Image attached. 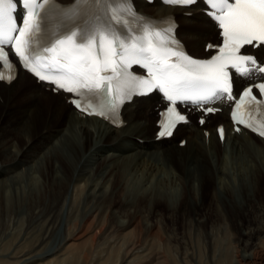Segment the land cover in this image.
<instances>
[{
	"label": "bare ground",
	"instance_id": "obj_1",
	"mask_svg": "<svg viewBox=\"0 0 264 264\" xmlns=\"http://www.w3.org/2000/svg\"><path fill=\"white\" fill-rule=\"evenodd\" d=\"M133 1L155 16L175 14L176 34L194 56H206L203 45L217 40L215 24L199 3L179 8ZM251 51L262 59V46ZM254 76L237 83L253 82ZM0 99V238L22 236L0 264H179L185 257L179 256V241L191 236L203 252L208 248L212 261L217 251L235 259L242 246L248 253L239 255L241 264H260L264 139L232 132L222 103L203 125L193 120L155 141V94L125 104L120 127L81 116L60 93L22 71L7 85L0 82ZM220 123L226 125L223 141L215 130ZM61 222L58 244L26 258L33 231L43 229L44 243ZM225 226L232 228L233 248L218 245L229 237Z\"/></svg>",
	"mask_w": 264,
	"mask_h": 264
},
{
	"label": "snow or ice",
	"instance_id": "obj_2",
	"mask_svg": "<svg viewBox=\"0 0 264 264\" xmlns=\"http://www.w3.org/2000/svg\"><path fill=\"white\" fill-rule=\"evenodd\" d=\"M81 3L101 4L108 3L127 4V0H80ZM166 3L192 4L195 0H165ZM212 11L209 15L217 21L219 28L223 30V46L219 48V54L213 56L207 61H197L190 59L180 52L172 51L171 48L160 49L154 46L149 30H145V37L148 38V46H137L136 43L131 45V49L125 46V42L121 40L124 35L113 34L111 39L106 33L110 32L112 25L105 23L102 19L97 20L94 28H88L81 33L72 32L66 39H58L48 52L54 55L50 57L51 63L46 65L50 69L55 70V74L60 75V80L52 82L59 88H64L69 92L79 93L80 89H102L110 86L111 77L102 75L107 72L111 66L112 72H120L125 64V59L131 57L129 62L140 63L137 54L149 53V56L143 57L146 61L145 65L149 69L152 80H141V85L151 87H160L167 98L175 103L176 99L207 100L217 93H228L231 98V83L229 81V73L226 68L231 65L241 75H246L250 69L246 65L257 64L255 57L250 55H242L240 49L244 45H252L254 42L264 44V0H206ZM24 6L28 8V19L23 20V27L17 29V21L14 18V12L17 7V0H0V46L11 43L13 40L12 33L19 31V36L15 38L12 47L15 48L17 55L28 65L30 52L29 36L38 31V25L34 26L32 17L34 9L37 7L34 0H24ZM42 7V5H40ZM124 9L123 12H126ZM113 17L116 23H121L119 16L114 12ZM157 37L161 33H155ZM209 48L213 45H208ZM117 48L123 51H117ZM121 56L119 62L116 61L117 56ZM178 56L180 63H169L168 57ZM0 61H3L7 76L0 72V79H11L12 65L8 62V56L0 47ZM155 67V71H154ZM30 70L35 71L30 67ZM259 72L264 73V67H260ZM36 75L41 80L46 79L39 71ZM260 93L264 95V83L255 85ZM252 88H247L243 97H248L250 101H256L251 95ZM243 97L241 98L243 102ZM73 103L77 107H82L78 100ZM240 105H237L239 109ZM83 110V109H82ZM211 111L212 109H208ZM168 113L172 114L173 119L162 122V130L160 135L171 134L170 128L177 121L185 119L183 115L175 112L174 108H169ZM103 115V112L97 113ZM233 119H237V113H233ZM238 122L245 123V126L251 127L241 118ZM260 134L264 135V121L259 125ZM254 130H257L254 128ZM223 130L221 129V135Z\"/></svg>",
	"mask_w": 264,
	"mask_h": 264
},
{
	"label": "rangeland",
	"instance_id": "obj_3",
	"mask_svg": "<svg viewBox=\"0 0 264 264\" xmlns=\"http://www.w3.org/2000/svg\"><path fill=\"white\" fill-rule=\"evenodd\" d=\"M214 39V38H212ZM24 90V89H23ZM23 92V91H22ZM20 92H17L16 94H20ZM1 101V99H0ZM177 139L173 140V144L174 142H176ZM237 194V191H235V195ZM259 194L261 195L260 197L264 200V184H261L260 185V190H259ZM65 211V212H64ZM67 207L65 205V207H63V209L60 210V218L61 220L63 221L65 219V216L67 214ZM63 218V219H62ZM21 223V221H20ZM22 225V223H21ZM18 226L19 228L21 227ZM63 222L60 223V225L57 227V229L55 230V232L50 235L49 238L46 239V241L44 243H41V235L43 234V229H41V227H39L40 230H38L37 228L33 231V233L31 234V236H29V239L26 241V249H24V251H26V258H30V257H33V256H38L40 254H45V252L51 250L54 248V246H56L59 242V239L61 237V235L63 234ZM62 228V229H61ZM176 228L178 229L179 228V223H177V226ZM224 231H226L228 233V236L231 238V232H232V228L231 227H228V226H225L224 227ZM59 232V233H58ZM41 233V234H40ZM34 235V236H33ZM36 235V236H35ZM40 237H37L39 236ZM52 236V237H51ZM21 233H13L12 235L6 237L5 239H1L0 238V254L1 252H3V256L0 257V261L2 260H5L4 258V254L6 253H11V251H13L15 249V245L18 244L20 238H21ZM34 237V238H32ZM36 237V238H35ZM227 238V234L225 235V238L222 237L220 240H218V245L220 243H223L222 245L225 247L226 245L230 248H233L235 245V241H233V239L231 238ZM40 240V241H39ZM232 240V241H231ZM40 242V243H39ZM181 242V243H180ZM184 242V243H183ZM234 245V246H233ZM237 246V245H236ZM21 247V246H20ZM207 247V246H206ZM219 247V246H218ZM242 248V246H238L235 250L236 252L233 254L235 256V259H236V263L237 264H241V257H239V255L241 254H247L248 252H242L240 251V249ZM202 247H199L197 245V243L195 242V238L194 236H191L190 238V241L188 239H186V242L185 241H179V256L181 257L182 253L184 252V258L182 259L183 261H179L178 263L179 264H184L185 262L187 264H216L217 261H220L218 262L217 264H235V259L234 258H230L228 256V253L225 252V255H223L222 257V254L221 252L217 251V255L215 253V256H214V261H212V258L210 256V252H208V248L205 249V253L202 251ZM234 250V251H235ZM240 251V252H238ZM242 252V253H241ZM202 253V254H200ZM186 254V255H185ZM200 254L201 258L198 257V255ZM219 254V255H218ZM227 254V255H226ZM237 255V256H236ZM158 256V257H157ZM183 256V255H182ZM157 258H159V255H156ZM216 257V258H215ZM259 257H262L260 259V264H264V255H260ZM199 258V259H198ZM223 259V262H221ZM232 259V260H231ZM69 260V261H68ZM187 260V261H186ZM66 261V262H65ZM71 261V262H70ZM111 259L109 260V263L107 261V264H110L112 263ZM200 261V262H199ZM78 264L75 260L73 259H63V261L60 263V264ZM185 263V264H186Z\"/></svg>",
	"mask_w": 264,
	"mask_h": 264
}]
</instances>
